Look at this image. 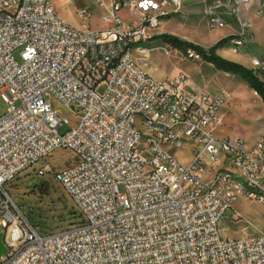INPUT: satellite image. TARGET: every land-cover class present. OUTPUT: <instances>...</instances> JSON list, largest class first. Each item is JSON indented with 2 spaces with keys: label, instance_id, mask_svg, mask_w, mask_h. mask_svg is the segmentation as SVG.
<instances>
[{
  "label": "built area",
  "instance_id": "obj_1",
  "mask_svg": "<svg viewBox=\"0 0 264 264\" xmlns=\"http://www.w3.org/2000/svg\"><path fill=\"white\" fill-rule=\"evenodd\" d=\"M252 1L206 11L212 30L236 19L239 32L225 42L235 55L252 34ZM94 2L105 4L106 30L90 28L89 8L74 26L52 0H0V264H264V233L229 240L221 231L238 197L264 205V124L250 146L218 139L227 92L187 94L185 74L158 82L147 73L144 45L182 0ZM125 10L132 23L119 16ZM54 102L71 106L75 124ZM187 141L192 160L183 165L171 152ZM58 149L75 162L55 170L46 160ZM38 162L37 175H52L73 199L77 225L43 234L17 209L9 187Z\"/></svg>",
  "mask_w": 264,
  "mask_h": 264
},
{
  "label": "rangeland",
  "instance_id": "obj_2",
  "mask_svg": "<svg viewBox=\"0 0 264 264\" xmlns=\"http://www.w3.org/2000/svg\"><path fill=\"white\" fill-rule=\"evenodd\" d=\"M213 1L184 0L177 15L163 20L154 36L145 43L147 55L139 59L146 63L147 73L158 82L180 73L185 74L188 77V83L182 88L183 92L192 95L217 96L226 91L228 97L220 112L222 122L215 129L214 136L223 140L230 139V142L241 139L250 146L256 141L257 134L260 133L264 124V104L256 91L243 77L217 71L209 67V63L202 59L196 61L189 58L187 49H173L158 38L168 34L204 49L211 48V44L218 39L216 37L221 32L235 31L228 26L219 30L209 28L206 11ZM259 4L262 5V14L259 18H251L252 31H255L253 24L256 22L257 24L260 22L262 26L259 27L258 32H254L252 39L249 38L247 47L241 49L240 55L245 56V59L238 58L237 63L253 70L257 77L264 81V66L261 68L252 66V58L264 62V0H261ZM52 6L61 19L74 26H79L81 23L77 16L78 10L89 8L92 13L87 22L90 28L94 31L109 28V24L103 21V18L107 17L105 4L99 5L94 0H52ZM119 16L126 23H132L135 20L131 10H125ZM219 49L222 50V54H226L225 50L228 48L222 44ZM18 53L17 51L14 54L17 60H19ZM53 105L59 114L75 124L76 119L71 106H64L58 102H54ZM6 109L7 106L0 95V114H4ZM65 130L66 128L62 132ZM191 152V143L187 141L179 150L172 151L171 155L184 165L186 162H191ZM75 160L76 157L72 151L58 149L46 161L57 170L66 164L74 163ZM41 166L42 163L38 162L28 170L22 171L19 178L9 187V193L17 209L43 234L58 232L77 225L80 218L78 214H73L76 211L73 199L52 175L46 177L37 175V170ZM234 211L240 215L238 221L231 219ZM221 228L223 238L229 240L264 233V205L246 197H240L233 209L224 213Z\"/></svg>",
  "mask_w": 264,
  "mask_h": 264
},
{
  "label": "trees",
  "instance_id": "obj_3",
  "mask_svg": "<svg viewBox=\"0 0 264 264\" xmlns=\"http://www.w3.org/2000/svg\"><path fill=\"white\" fill-rule=\"evenodd\" d=\"M158 38L173 49H187V54L190 52V50L196 51L204 62L212 64L219 71L243 77L250 84L252 89L256 91L264 104V81L260 80L253 70L247 69L238 63L228 61L217 54V50L220 48V46L222 44L225 46L226 39L219 41L209 49H204L201 46L181 41L173 35L164 34ZM75 213L78 214L77 211H75L73 214L75 215ZM78 218H80L81 221L79 214Z\"/></svg>",
  "mask_w": 264,
  "mask_h": 264
},
{
  "label": "crops",
  "instance_id": "obj_4",
  "mask_svg": "<svg viewBox=\"0 0 264 264\" xmlns=\"http://www.w3.org/2000/svg\"><path fill=\"white\" fill-rule=\"evenodd\" d=\"M206 1H210V0H205V2ZM216 1H220V0H214L213 2H211V3H214V2H216ZM183 2H184V0H182V5H183ZM261 2V0H253L252 1V5L248 8V10L247 11H249L250 10V12H249V20H250V23H251V25H252V21H251V18H259V16H257L256 15V13H255V10H256V6H257V4H259ZM210 3V4H211ZM264 9V8H263ZM253 14V16H251ZM177 15V14H176ZM175 15V16H176ZM251 16V17H250ZM171 18H173V16L171 17ZM260 19H261V17H260ZM227 20H228V24H227V26L228 27H232L233 29H235V31L233 32H221L220 34H219V36H217L216 38H218L217 40L215 39V41H213V43L211 44V47L212 46H214L216 43H218L219 41H221V40H223V39H226L227 37H230V36H234L235 34H237V32L239 31V27H238V23H237V21H236V19L235 18H233L231 15H227ZM254 25V28H255V31H251L252 32V34H251V38L250 39H252V35L254 34V32H258L259 31V27H261L262 25L260 24V22H259V24H257V22L255 23V24H253ZM253 27V26H252ZM251 30H252V28H251ZM221 49H218L217 50V53H218V55L220 56V57H222V58H224V59H226V60H228V61H232V62H235V63H237L238 62V58H240V59H245V56H241L240 54H238V55H235V54H233L229 49H227V50H225L226 52V54H222L221 53ZM264 58V57H263ZM263 62V61H262ZM208 65H210L209 67H212V68H214V69H216L212 64H208ZM217 70V69H216ZM217 71H219V70H217ZM224 92H226V91H224ZM185 93H187V94H191V93H188V92H185ZM259 137H260V133H258L257 134V139H256V141L259 139ZM255 141V142H256ZM255 142H253V144L255 143ZM187 143V142H186ZM185 143V144H186ZM184 144V145H185ZM252 145V144H251ZM190 162H186V163H184V165H187V164H189ZM239 198L240 197H238L236 200H235V202H234V205H235V203L239 200ZM239 215V214H238ZM240 216V215H239ZM221 231H222V228H221Z\"/></svg>",
  "mask_w": 264,
  "mask_h": 264
},
{
  "label": "water",
  "instance_id": "obj_5",
  "mask_svg": "<svg viewBox=\"0 0 264 264\" xmlns=\"http://www.w3.org/2000/svg\"><path fill=\"white\" fill-rule=\"evenodd\" d=\"M7 253V248L3 241V234H0V259Z\"/></svg>",
  "mask_w": 264,
  "mask_h": 264
},
{
  "label": "bare ground",
  "instance_id": "obj_6",
  "mask_svg": "<svg viewBox=\"0 0 264 264\" xmlns=\"http://www.w3.org/2000/svg\"><path fill=\"white\" fill-rule=\"evenodd\" d=\"M146 55H147V53H146Z\"/></svg>",
  "mask_w": 264,
  "mask_h": 264
}]
</instances>
